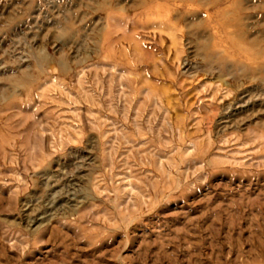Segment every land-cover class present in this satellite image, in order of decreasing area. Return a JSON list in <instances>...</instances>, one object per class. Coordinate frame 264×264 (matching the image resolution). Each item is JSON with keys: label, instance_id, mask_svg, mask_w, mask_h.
Masks as SVG:
<instances>
[{"label": "rangeland", "instance_id": "obj_1", "mask_svg": "<svg viewBox=\"0 0 264 264\" xmlns=\"http://www.w3.org/2000/svg\"><path fill=\"white\" fill-rule=\"evenodd\" d=\"M0 264H264V0H0Z\"/></svg>", "mask_w": 264, "mask_h": 264}]
</instances>
